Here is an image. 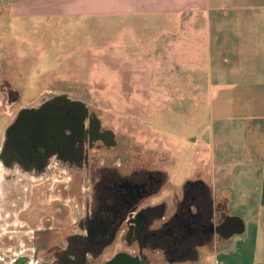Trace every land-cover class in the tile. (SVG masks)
<instances>
[{"label": "rangeland", "instance_id": "1", "mask_svg": "<svg viewBox=\"0 0 264 264\" xmlns=\"http://www.w3.org/2000/svg\"><path fill=\"white\" fill-rule=\"evenodd\" d=\"M39 12H13L8 6H0V84L6 77L20 93L17 105L9 112L0 92V144L16 109L31 105L41 93L58 89L83 98L100 128L112 135L114 145L97 147L96 143L90 151L91 166L116 168L122 174L154 168L166 173L167 183L144 204L165 202L170 213L184 183L196 176L209 177L206 161L198 165L196 174L193 171L198 162L196 155L209 158L213 146L225 149L233 155V162L238 161L235 152H240L239 138L231 133L219 134L221 128L210 117L208 91L214 73L208 45L214 30L226 29L242 51V58H251L252 62L245 65L251 72L257 67L260 77H264V64L254 62L257 56H264V28L257 22L262 21L258 20L261 17L240 20L233 15L215 14L211 21L196 22L200 26L197 32L189 30L193 16L166 21L170 22L167 33L176 35L181 45V53L174 55L170 64V71L176 73L168 78L161 72L169 69H161L160 63L149 62L146 57L148 44L159 39V28L166 22L151 24V28L131 18L116 21L112 16ZM190 74L196 79L191 83L196 94L189 91ZM58 178L67 180L60 173ZM206 182L210 183L209 178ZM232 188L236 199L232 207L246 203L238 184L233 183ZM249 209L245 221L252 215ZM77 214L66 201H59V232L71 226ZM58 236L60 240L61 233ZM246 237L236 235L235 241ZM251 247L245 259L264 264V227ZM200 249L196 261L185 264H217L215 259H222L214 253L205 255L201 253L205 249ZM118 250L130 252L122 240H117L94 264H101Z\"/></svg>", "mask_w": 264, "mask_h": 264}, {"label": "flooded vegetation", "instance_id": "2", "mask_svg": "<svg viewBox=\"0 0 264 264\" xmlns=\"http://www.w3.org/2000/svg\"><path fill=\"white\" fill-rule=\"evenodd\" d=\"M0 92L11 112L19 91L4 77ZM82 99L55 89L16 109L8 120L0 144V264H94L117 240L130 252L118 250L101 264L195 262L200 205L211 190L205 193L189 179L170 213L165 202L144 204L167 183L166 173L154 168L122 174L91 166L95 144L114 143ZM59 173L67 176L60 184ZM63 200L78 214L59 232ZM225 203L211 199L205 246L227 235Z\"/></svg>", "mask_w": 264, "mask_h": 264}, {"label": "crops", "instance_id": "3", "mask_svg": "<svg viewBox=\"0 0 264 264\" xmlns=\"http://www.w3.org/2000/svg\"><path fill=\"white\" fill-rule=\"evenodd\" d=\"M0 6H8L13 12L28 14L40 11L39 13L51 12L60 16H112L116 21L131 18L151 28V24L193 16L194 23L189 28L192 32L200 30L196 22L202 19L211 21L215 14L233 15L240 20H249L256 15L261 17L258 20L262 21L257 22L264 28V0H0ZM169 23L166 22V25L159 28V39L151 41L148 44L150 50L146 52L149 62L153 60L161 64V69H169L161 72L162 76L168 78L170 74L176 73L170 71L172 57L181 53L180 40L176 41V35L170 36L167 33L170 31ZM225 32L226 29L214 30L215 36L208 45L214 73L212 82L209 83V111L214 125L221 128L219 134L226 132L239 138L240 152H235L238 161L233 162V155L225 149L213 146L207 160L196 155L198 162L193 172L196 174L199 171L198 165L202 162L208 163L209 177L206 178L210 180L208 186L211 199H224L226 214L241 217L244 231L225 235L222 241L209 242L207 246L202 244L198 249L203 247L205 250L201 253H214L221 257L220 261L215 259L217 264H235L236 261H239L238 264H254L245 257L252 249L251 242H254L264 227L261 226L264 224V77H260L257 67L255 72H251V68L245 65V62H252L251 58H242V51L233 43L235 40ZM183 37L187 39V35ZM262 47L264 53V44ZM254 62L264 64V56H257ZM189 79L192 80L189 91L196 94L191 87V83L196 80L195 76L190 74ZM195 179L207 184L205 177L196 176ZM233 183L238 184V188L244 191V197L247 198L246 203L238 204L236 208L232 207L236 201ZM247 208H250L252 215L245 221ZM241 234L247 237L235 241V236ZM226 258L229 260L225 262Z\"/></svg>", "mask_w": 264, "mask_h": 264}, {"label": "trees", "instance_id": "4", "mask_svg": "<svg viewBox=\"0 0 264 264\" xmlns=\"http://www.w3.org/2000/svg\"><path fill=\"white\" fill-rule=\"evenodd\" d=\"M190 183L192 184V182H189L188 184H190ZM196 183L199 186V187L197 186L198 189L202 188L201 190L203 192L210 193V188L205 182H203L201 180H196ZM200 207H201L202 217H201V220L199 222V225L201 228L200 229V235H201L200 243L202 245L208 241V239L210 238V235H211V233L208 232V230H207V227H209L211 225V215H212V212L210 209L211 208V196L208 197V202L207 203L203 202L200 205Z\"/></svg>", "mask_w": 264, "mask_h": 264}, {"label": "water", "instance_id": "5", "mask_svg": "<svg viewBox=\"0 0 264 264\" xmlns=\"http://www.w3.org/2000/svg\"><path fill=\"white\" fill-rule=\"evenodd\" d=\"M225 227L227 229V235L240 234L244 231L243 220L238 216H229Z\"/></svg>", "mask_w": 264, "mask_h": 264}]
</instances>
